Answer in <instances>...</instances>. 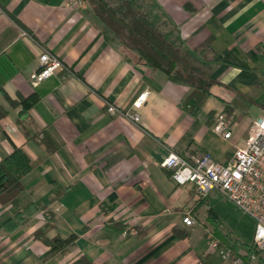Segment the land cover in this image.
Returning <instances> with one entry per match:
<instances>
[{
    "label": "crops",
    "instance_id": "0c3cea01",
    "mask_svg": "<svg viewBox=\"0 0 264 264\" xmlns=\"http://www.w3.org/2000/svg\"><path fill=\"white\" fill-rule=\"evenodd\" d=\"M152 1L210 61L214 83L190 111L180 107L190 87L126 60L90 0H0V160L15 147L30 159L16 203L0 202V264H233L210 239L206 214L219 194L195 202L161 162L172 152L225 162L245 144L264 114V0ZM43 50L64 68L32 83ZM143 91L134 122L124 112ZM221 111L233 120L228 139L213 130ZM41 228L73 241L51 250L35 237Z\"/></svg>",
    "mask_w": 264,
    "mask_h": 264
},
{
    "label": "trees",
    "instance_id": "16d2710c",
    "mask_svg": "<svg viewBox=\"0 0 264 264\" xmlns=\"http://www.w3.org/2000/svg\"><path fill=\"white\" fill-rule=\"evenodd\" d=\"M95 15L111 30L114 38L121 44L123 57L132 62L143 64L152 70L163 71L168 79L190 87L187 97L180 103L186 111L194 109L209 94L214 83L211 78V64L201 57V50H190L179 37L176 28H169L164 20V13L152 0H90ZM11 104L15 102L11 101ZM25 108L29 99L20 100ZM45 147L52 149V142L47 136L38 139ZM30 170V159L26 153L15 147L0 160V202L16 203L23 190L22 178ZM208 200L200 199L199 204ZM215 204L207 209L206 219L211 223L214 233L219 236L228 252L229 258H241L243 264H253L257 255L253 245L254 222L229 202L217 195ZM217 208V209H216ZM232 213L230 223L223 221L218 213ZM5 222L2 226H5ZM35 237L51 247V250L64 249L73 241V236L66 239L51 238L44 235L41 228ZM259 264H264V257L259 256ZM72 264H93L85 256H80Z\"/></svg>",
    "mask_w": 264,
    "mask_h": 264
},
{
    "label": "built area",
    "instance_id": "2783aa9c",
    "mask_svg": "<svg viewBox=\"0 0 264 264\" xmlns=\"http://www.w3.org/2000/svg\"><path fill=\"white\" fill-rule=\"evenodd\" d=\"M64 68L63 62L54 54L43 50L38 56V65L31 74L32 83L46 79ZM148 96L143 91L132 103L133 113L124 112L132 121H140L139 109ZM114 113L117 108L109 104L106 108ZM233 120L224 111L215 116L213 130L225 139L230 138ZM161 165L171 171L172 180L180 185L189 184L193 190V200H200L217 192L234 208L254 222L253 245L264 257V114L253 119L243 146H236L225 162H218L204 153L187 159L176 153H169ZM182 223L194 224L190 210L184 212ZM216 242L215 239L210 237ZM224 256L229 257L224 251ZM233 264H243L240 258Z\"/></svg>",
    "mask_w": 264,
    "mask_h": 264
},
{
    "label": "rangeland",
    "instance_id": "374dc122",
    "mask_svg": "<svg viewBox=\"0 0 264 264\" xmlns=\"http://www.w3.org/2000/svg\"><path fill=\"white\" fill-rule=\"evenodd\" d=\"M118 40V39H117ZM120 43V42H119ZM121 45V44H120ZM244 138V137H243ZM242 138V139H243ZM219 196L220 197H222L220 194H219ZM223 198V197H222ZM203 199V198H202ZM223 200L224 201H226L224 198H223ZM199 200H196L195 202H198ZM227 202V201H226ZM191 214H192V211H191ZM220 218L223 220V221H226L227 223H230V221H231V219L233 220V217H232V213L231 212H229V211H227V213H225V214H220ZM230 220V221H229ZM234 221V220H233ZM208 225H209V228H210V231L211 232H209V234L211 235V237L213 238H216V240L218 239H220L219 238V236L216 234V233H214V230H213V228L211 229V224H209V223H207ZM255 251L257 252V255H255V256H257V257H259V256H261V257H263V255L260 253V252H258L256 249H255ZM241 259V258H240ZM242 260V259H241ZM242 262H243V260H242ZM253 262H255L256 264L258 263V261H253Z\"/></svg>",
    "mask_w": 264,
    "mask_h": 264
}]
</instances>
